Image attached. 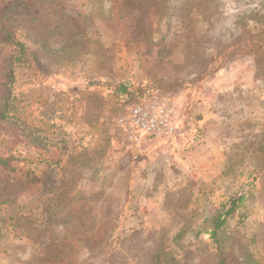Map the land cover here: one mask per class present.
Listing matches in <instances>:
<instances>
[{
    "label": "rangeland",
    "instance_id": "374dc122",
    "mask_svg": "<svg viewBox=\"0 0 264 264\" xmlns=\"http://www.w3.org/2000/svg\"><path fill=\"white\" fill-rule=\"evenodd\" d=\"M1 5L0 108L9 101L12 111L0 118V264H264V0ZM243 66L248 76L207 95L222 69ZM120 84L136 92L131 101L116 96ZM150 88L178 109L172 143L118 132L114 119ZM207 109L225 133L208 184L187 174L190 186L167 196L175 228L147 229L142 188L131 185L169 178L165 147L202 142ZM242 194L214 240L212 220ZM201 196L211 201L204 219Z\"/></svg>",
    "mask_w": 264,
    "mask_h": 264
},
{
    "label": "crops",
    "instance_id": "0c3cea01",
    "mask_svg": "<svg viewBox=\"0 0 264 264\" xmlns=\"http://www.w3.org/2000/svg\"><path fill=\"white\" fill-rule=\"evenodd\" d=\"M248 72L250 71H247L246 66H243L240 68L222 69L220 71V75L221 77H224V78L219 82L217 81L214 82L212 86V91L207 93V95L208 96L209 95L221 96L222 91L231 88L232 87L231 85H236V82L238 83V79H236L237 77L235 73L248 76L247 74ZM202 98L204 99V101L201 103H199L198 100H196L197 104L200 106L199 109H201L203 105L207 106V103H208L206 101L209 98L207 97L204 98L203 96ZM198 121L205 128L204 130L205 136L204 138H202L203 141L200 142L197 146H195L190 151H183L181 149L174 150V148H170V146L165 147V150H164L163 143L161 142H153V144H150V143L147 144L146 142L145 146L142 145L143 146L142 149L144 150L146 149L148 151H154L152 149H155L154 153H158V154H160V152L164 150L165 151L164 153H166L164 154L165 158L168 160V162L166 161L164 162V170H168L171 173L169 178L154 179V180L140 179L134 182L135 185H131V187L135 186L136 189L142 188V190H140V194L142 195V197H144V201L141 200V203L144 204L146 208L141 207V210L145 212L144 219L146 220V222L144 224L147 225L146 226L147 229L163 228L164 230L168 231L169 229L168 227H170V229L175 228V227H171L172 224L174 223L173 222L174 216L168 213V212H172V210H170V208L167 209V206H166L167 196L173 193L174 189H180V188L183 189V188H188V186H190L191 184L190 180H187L185 178L187 174L189 173L193 174V172L198 171L197 174L200 177V179L203 181L200 183H204V185L208 184L207 180H208V175L210 173H206V172L207 170L210 169V164L213 161L212 156L214 155L218 156L219 154H221V151L219 149L221 147L223 140L225 139V133L222 132L223 126L218 116L212 113V111L208 112V109L206 113L201 112V114L198 115ZM176 140L178 139L171 138V139H168L167 141L172 143L173 141H176ZM158 143L161 146L159 147L156 146ZM156 147L160 149H157ZM199 177H193V179L195 180L194 183L200 186L202 184H199L197 180L199 179ZM148 185H150L152 189L147 191L145 187H147ZM193 191L194 193L199 192L198 189H195ZM135 195L137 194L133 192L132 194H129V198L136 200ZM208 199L210 198L209 197L207 198L205 196H201V198L199 199V202L203 204L201 213H200V214H204L203 219L206 217L205 215L207 214V211H205L204 205L209 204L211 202ZM190 209L191 208L189 207L188 210ZM126 213L130 215L131 212L126 211L124 215H126ZM179 227L181 228L180 224L178 228H176V230L173 232L174 234H177L180 231ZM161 244L160 246L156 247V251L165 252V250H168L167 248H164V246Z\"/></svg>",
    "mask_w": 264,
    "mask_h": 264
},
{
    "label": "built area",
    "instance_id": "2783aa9c",
    "mask_svg": "<svg viewBox=\"0 0 264 264\" xmlns=\"http://www.w3.org/2000/svg\"><path fill=\"white\" fill-rule=\"evenodd\" d=\"M142 94V90L139 95ZM178 109L169 93L150 88L144 95L130 102L125 111L114 120L120 135L125 140L138 143L143 137L136 132L140 129L147 137L171 139L178 136Z\"/></svg>",
    "mask_w": 264,
    "mask_h": 264
},
{
    "label": "trees",
    "instance_id": "16d2710c",
    "mask_svg": "<svg viewBox=\"0 0 264 264\" xmlns=\"http://www.w3.org/2000/svg\"><path fill=\"white\" fill-rule=\"evenodd\" d=\"M5 0H0V24L3 23L2 15L5 12V9L2 7L1 3H4ZM116 96L118 98H125L124 101H131L135 97L136 92L128 88L125 84H120L115 88ZM12 111V108L10 106L9 108V101H5L2 108H0V118L1 119H7L9 118L10 112ZM8 159H2L0 158V163L6 165ZM244 202V195H239L237 197L231 198L228 202V206L220 213L218 214L211 222V227L208 228L207 232L208 235L215 240L216 234L221 230L226 223V220L228 217L232 216L235 210L242 206ZM159 260L168 262L164 256H161ZM220 260V264H221Z\"/></svg>",
    "mask_w": 264,
    "mask_h": 264
}]
</instances>
